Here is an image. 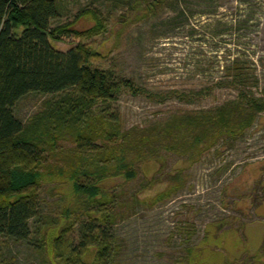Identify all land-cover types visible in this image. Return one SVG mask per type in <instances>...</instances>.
Wrapping results in <instances>:
<instances>
[{"label":"trees","instance_id":"1","mask_svg":"<svg viewBox=\"0 0 264 264\" xmlns=\"http://www.w3.org/2000/svg\"><path fill=\"white\" fill-rule=\"evenodd\" d=\"M146 1L135 19L155 15L154 3L166 0ZM136 3L138 8L141 0ZM62 9L61 0H0V257L11 242H27L39 264H122L113 226L126 217V187L156 163V174L168 173L170 182L150 198L152 203L184 188L187 167L166 171L168 154L193 164L222 140L244 136L264 112V87L256 95L258 79L236 60L226 66L230 78L223 83L239 87L238 97L124 128L115 108L120 95L126 90L156 94L96 64L103 54L86 40L106 30L97 9L83 8L72 20L55 24ZM84 15L95 25L72 27ZM64 38L74 40L67 50L53 43ZM200 93L170 90L159 100ZM30 94L47 97L23 121L15 106ZM131 196L132 203L139 199ZM228 219L208 223L201 241L184 248L188 264H242L239 251L264 264L254 240L243 241L244 246L231 240ZM235 249L236 262H231Z\"/></svg>","mask_w":264,"mask_h":264},{"label":"rangeland","instance_id":"2","mask_svg":"<svg viewBox=\"0 0 264 264\" xmlns=\"http://www.w3.org/2000/svg\"><path fill=\"white\" fill-rule=\"evenodd\" d=\"M136 1L140 0H61L62 17L55 22L70 21L83 8L97 9L106 30L86 40L103 54L96 64L111 67L117 76L156 94L126 90L120 95L115 108L124 128L144 126L172 112L213 108L238 97L239 87L223 83L230 78L226 66L236 60L258 79L253 90L261 95L264 0H166L161 4L157 0L159 4L153 2L155 15L148 18L140 16L141 7L149 3L141 0V7L135 8ZM136 14L140 15L137 19ZM95 23L91 15H84L72 27L87 30ZM53 43L67 50L74 40ZM170 90L202 93L159 100V95ZM46 97H24L15 113L27 121L43 107ZM166 163V171L187 167V184L170 198L152 203L150 198L170 182L168 173L156 174L159 164L153 163L126 187V217L113 226L121 246V263L188 264L184 248L199 243L208 223L222 218H229L225 229L231 240L240 241V246L254 240L255 247L262 249L264 262V112L244 136L222 140L201 160L189 164L185 157L168 154ZM153 175L157 178L148 185ZM134 193L139 199L132 203ZM236 250L230 255L231 262H236ZM253 255L238 252L242 264H256ZM0 264H39V257L31 244L11 242Z\"/></svg>","mask_w":264,"mask_h":264}]
</instances>
